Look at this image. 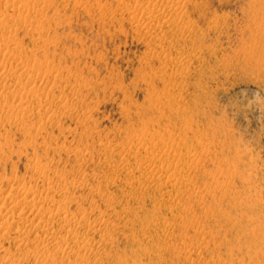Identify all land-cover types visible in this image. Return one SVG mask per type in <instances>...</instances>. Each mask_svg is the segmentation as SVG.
<instances>
[{
	"label": "rangeland",
	"instance_id": "1",
	"mask_svg": "<svg viewBox=\"0 0 264 264\" xmlns=\"http://www.w3.org/2000/svg\"><path fill=\"white\" fill-rule=\"evenodd\" d=\"M0 77V264H264V0H0Z\"/></svg>",
	"mask_w": 264,
	"mask_h": 264
},
{
	"label": "bare ground",
	"instance_id": "2",
	"mask_svg": "<svg viewBox=\"0 0 264 264\" xmlns=\"http://www.w3.org/2000/svg\"><path fill=\"white\" fill-rule=\"evenodd\" d=\"M144 15V14H143ZM147 18H149L150 19V17H147ZM148 19V20H149ZM5 68V67H4ZM7 69V68H6ZM9 69V68H8ZM7 69V70H8ZM6 70V72H11V69H10V71H7ZM5 73V72H4ZM7 74H9V73H7ZM1 78V77H0ZM33 82H34V80H33ZM4 86V85H3ZM4 87H7V86H4ZM29 191V190H28ZM8 192V191H7ZM11 192L12 191H10L8 194H5L4 196V201L6 202V204H7V206H6V209L3 207V206H0L1 208L3 207L4 208V210H1L0 209V233H2V232H4V231H9V230H16V231H18L19 233L21 232V234L22 233H27V234H29V232H30V230H27V226H29L28 224H29V222H31V221H28V220H30L29 219V215H25V214H28V213H21V216H19V214H18V216L20 217V218H18V220L20 219V222L19 223H17V224H14V223H10L9 224V220H10V216H12L11 214L14 212V210L18 207V205H17V207H16V205L15 204H13V200L11 201V199L10 198H12L11 196H12V194H11ZM25 197H27L26 195H25ZM10 199V201H8ZM13 199V198H12ZM48 199V198H47ZM3 201V202H4ZM7 201H8V203H7ZM26 201H29L28 203H29V214H37L38 216L40 215V219H39V221H38V223H37V225H38V227L39 228H41L42 230H44L45 232L50 228V226H51V223L54 221L53 219H56L55 218V216L57 215V214H54V213H49V212H46L45 210H43V208L44 207H42L43 205H44V203H43V205H42V203H37V202H32L33 200H31V199H28L27 198V200ZM25 203V202H24ZM1 204H2V202H1ZM0 204V205H1ZM5 204V205H6ZM2 208V209H3ZM17 210V209H16ZM15 210V211H16ZM2 211V212H1ZM4 211V212H3ZM51 211V210H50ZM15 213V212H14ZM20 213V212H19ZM57 213V212H56ZM14 215V214H13ZM17 214L15 213V215L14 216H16ZM36 216V215H35ZM58 216H59V213H58ZM13 217V216H12ZM11 217V218H12ZM33 217V216H32ZM63 217V216H62ZM34 218V217H33ZM9 219V220H8ZM13 219V218H12ZM15 220V219H14ZM37 221V220H36ZM61 223H63V224H67V225H69L70 223L69 222H71L68 218H65V217H63V218H61ZM8 222V223H7ZM18 222V221H17ZM57 222V221H56ZM82 222V221H81ZM84 222V221H83ZM36 223V222H35ZM69 223V224H68ZM72 223V222H71ZM75 223H76V221H75ZM74 223V224H75ZM53 224V223H52ZM88 224V223H87ZM96 224V223H95ZM77 225H79V226H82V227H87L88 225H86L85 224V222L84 223H78ZM51 230V229H50ZM50 230H48L49 231V233H47L45 236L46 237H38L37 236V238L35 237V245L37 244V245H40L41 247H43V246H46L48 243H52L53 242V240L55 241V239H56V236L55 235H53L52 233H50ZM5 232V233H6ZM52 232V231H51ZM36 235V234H35ZM61 239V238H60ZM62 239H63V237H62ZM61 239V240H62ZM57 241V240H56ZM20 243V242H19ZM54 243V242H53ZM57 244H58V241H57ZM19 245V244H18ZM37 245L35 246V247H37ZM61 245H63V244H61ZM60 245V246H61ZM22 246V245H21ZM58 246H59V244H58ZM20 247V246H19ZM83 247V246H82ZM65 248V247H64ZM69 250V249H68Z\"/></svg>",
	"mask_w": 264,
	"mask_h": 264
}]
</instances>
